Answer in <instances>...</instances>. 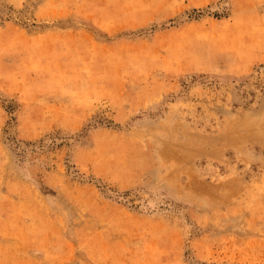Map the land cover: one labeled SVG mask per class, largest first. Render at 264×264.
Listing matches in <instances>:
<instances>
[{"label": "rangeland", "instance_id": "rangeland-1", "mask_svg": "<svg viewBox=\"0 0 264 264\" xmlns=\"http://www.w3.org/2000/svg\"><path fill=\"white\" fill-rule=\"evenodd\" d=\"M0 264H264V0H0Z\"/></svg>", "mask_w": 264, "mask_h": 264}]
</instances>
